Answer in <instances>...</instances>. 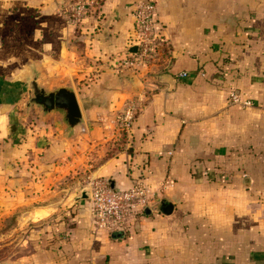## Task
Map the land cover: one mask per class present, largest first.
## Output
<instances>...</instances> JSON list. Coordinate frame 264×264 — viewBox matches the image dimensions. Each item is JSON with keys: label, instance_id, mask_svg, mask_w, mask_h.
<instances>
[{"label": "crops", "instance_id": "crops-1", "mask_svg": "<svg viewBox=\"0 0 264 264\" xmlns=\"http://www.w3.org/2000/svg\"><path fill=\"white\" fill-rule=\"evenodd\" d=\"M72 1L0 0V204L30 207V221L72 206L10 264H264V0H152L161 41L137 74L113 66L134 47L137 0H88L78 24ZM56 60L83 120L69 138L56 114L20 118L25 64L47 75ZM230 91L251 104H230ZM78 178L139 182L153 198L108 234L87 198L70 201L87 189Z\"/></svg>", "mask_w": 264, "mask_h": 264}, {"label": "built area", "instance_id": "built-area-1", "mask_svg": "<svg viewBox=\"0 0 264 264\" xmlns=\"http://www.w3.org/2000/svg\"><path fill=\"white\" fill-rule=\"evenodd\" d=\"M88 6V0L72 1L65 8L66 19L73 24L80 23L87 13ZM131 15V40L134 42L135 50H129L126 56L117 59L113 66L116 72L127 70L137 74L152 61L161 38L152 0H137ZM185 75L186 73L183 71L178 73L180 77ZM227 101L240 107L251 104L248 99L241 98L236 91H230L227 94ZM135 111V101L133 99L126 100L117 117L118 124L124 132L128 131ZM86 191L94 226L108 234L126 233L132 228L136 215L148 208L153 198L152 191L139 182L132 184L127 189L118 190L109 187L106 180L95 178L88 181Z\"/></svg>", "mask_w": 264, "mask_h": 264}, {"label": "rangeland", "instance_id": "rangeland-1", "mask_svg": "<svg viewBox=\"0 0 264 264\" xmlns=\"http://www.w3.org/2000/svg\"><path fill=\"white\" fill-rule=\"evenodd\" d=\"M26 64L23 69L25 73L21 76V79H23L25 74L29 75V65L35 67L33 63L27 62ZM56 64L58 65V69L54 72V74H52L51 72H47V75L45 73H43L42 75L41 72L38 71L39 85L44 87L45 89H53L59 85H69L73 88V84L70 81L66 80L68 79V72L66 71L65 65L59 60H56ZM59 65L62 69L59 68ZM71 76L73 81V75L71 74ZM75 80L77 81L76 77L74 78L73 82H75ZM80 82H82V79H80ZM89 180L90 179L84 182L82 178H78V180H76L75 182H71L70 184L71 186L74 184L75 187L84 184L87 187V183ZM70 201H72V199H70ZM62 208L63 207H61V210H55L56 212H54L52 216L47 217L46 219L37 218V220L33 219L30 221V219L26 217V215L28 214L27 212L30 210V207L20 205L4 207L0 204V264H10L13 261L18 260L20 257L26 255L31 250L28 246L34 245V242H37V240L49 242L51 238L50 235L47 234V231L34 232V230L40 229L43 226L45 227L46 224H44V221H47L50 225V223L55 222L54 220L56 218H64V212L67 211L71 213L72 206L67 209ZM57 211L59 212L57 213ZM38 223L42 224L39 225ZM34 234L37 235L36 238ZM45 234H47L46 237Z\"/></svg>", "mask_w": 264, "mask_h": 264}, {"label": "water", "instance_id": "water-1", "mask_svg": "<svg viewBox=\"0 0 264 264\" xmlns=\"http://www.w3.org/2000/svg\"><path fill=\"white\" fill-rule=\"evenodd\" d=\"M132 47L130 51H134ZM29 75L25 74L19 86L21 102L20 118L28 115L30 110L36 109L40 114H56L64 127L65 136L72 137L77 128L83 124L82 115L73 88L69 85H59L53 89H45L39 85L38 70L32 65L28 66ZM130 85L135 88L138 83L135 76L126 77ZM24 96V97H23ZM88 197L86 190H81L73 197L72 202ZM163 213L170 211L169 207L162 208Z\"/></svg>", "mask_w": 264, "mask_h": 264}, {"label": "trees", "instance_id": "trees-1", "mask_svg": "<svg viewBox=\"0 0 264 264\" xmlns=\"http://www.w3.org/2000/svg\"><path fill=\"white\" fill-rule=\"evenodd\" d=\"M157 210H159L160 212H163V210H162L160 207H159ZM159 211H158V212H159Z\"/></svg>", "mask_w": 264, "mask_h": 264}]
</instances>
